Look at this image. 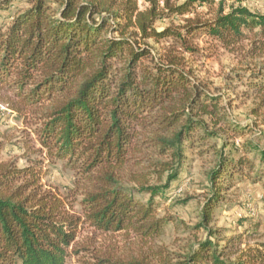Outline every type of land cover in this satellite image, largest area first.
<instances>
[{
  "label": "trees",
  "instance_id": "trees-1",
  "mask_svg": "<svg viewBox=\"0 0 264 264\" xmlns=\"http://www.w3.org/2000/svg\"><path fill=\"white\" fill-rule=\"evenodd\" d=\"M0 0V89L8 107L36 121L42 153L66 162L77 189L47 186L46 158L19 168L0 148V264H67L85 224L129 231L146 243L168 219L157 198L179 179L187 153H202L227 118L222 97L194 77L182 54L211 37L227 51L249 41L246 54L263 63L250 74L264 94V12L215 0ZM245 75H238L242 79ZM253 81V80H250ZM264 100V97H263ZM264 162V148L253 146ZM211 194L199 228L207 235L175 264H264V243L211 227L216 207L249 157L218 153ZM148 195L143 199V195ZM75 202L82 213L74 209ZM159 251H155L158 255ZM162 255H159V257ZM158 257V256H155ZM151 256L94 254L93 264H150Z\"/></svg>",
  "mask_w": 264,
  "mask_h": 264
},
{
  "label": "rangeland",
  "instance_id": "rangeland-1",
  "mask_svg": "<svg viewBox=\"0 0 264 264\" xmlns=\"http://www.w3.org/2000/svg\"><path fill=\"white\" fill-rule=\"evenodd\" d=\"M141 9L148 4L138 0ZM223 2L225 12L244 6L256 12H264V0H215V5L200 8L201 15L213 16ZM0 19V26L7 25L9 14ZM194 54H182L185 65L194 77L204 82L213 94L222 97L227 118L218 126L219 135L212 138L202 153H187L188 158L180 171L179 179L172 182L164 196L157 198L158 215L168 219L163 234L155 241L146 243L133 232H99L85 224L77 238L67 264H93L94 254H112L116 257L131 255L151 256L150 264H175L187 250L205 238L206 230L199 228L201 212L211 194L210 174L217 166L220 150L230 157H249L254 162V171L248 167L229 181L233 187L226 190V198L215 209L211 227L222 230L224 237L242 235L244 246L264 243V162L253 146L264 148V94L252 88L255 81L250 74L257 69L262 58L252 59L246 54L249 41L235 51H227L211 37L202 35ZM238 75H245L237 79ZM253 80V81H250ZM11 98L0 89V148L5 163L19 168L46 158L33 129L36 121L26 110L16 111L8 107ZM50 176L43 179L47 186H54L66 195L77 189V172L66 162L52 160ZM145 200L148 195H143ZM75 211L82 213L78 202ZM155 251H159L155 255ZM159 255H162L159 257ZM158 256V257H155Z\"/></svg>",
  "mask_w": 264,
  "mask_h": 264
}]
</instances>
